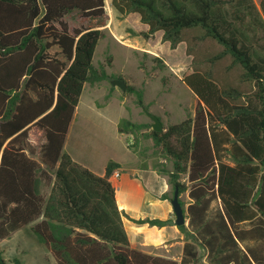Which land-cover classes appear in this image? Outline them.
<instances>
[{
  "label": "trees",
  "instance_id": "obj_1",
  "mask_svg": "<svg viewBox=\"0 0 264 264\" xmlns=\"http://www.w3.org/2000/svg\"><path fill=\"white\" fill-rule=\"evenodd\" d=\"M111 4L123 17L137 13L145 38L160 31L191 57L182 80L197 98L193 114L145 133L171 163L157 170L173 192L188 191L181 261L132 247L110 180L121 163L110 159L99 175L64 150L85 84L110 78L93 63L105 0H0V241L29 225L56 264H200L201 247L210 264H264V0ZM126 91L147 108L142 89L127 83ZM146 127L117 125L126 134ZM0 264H8L1 246Z\"/></svg>",
  "mask_w": 264,
  "mask_h": 264
},
{
  "label": "rangeland",
  "instance_id": "obj_2",
  "mask_svg": "<svg viewBox=\"0 0 264 264\" xmlns=\"http://www.w3.org/2000/svg\"><path fill=\"white\" fill-rule=\"evenodd\" d=\"M105 2L108 24L104 37L96 46L93 63L96 67L103 65L110 78L85 84L70 131L69 148L73 147L75 160L93 163L94 168L110 157L120 158L123 162L121 176L113 181L119 200L125 202L133 216L166 217L172 209L173 189L168 183V175L157 168L159 165L171 168V163L154 145L152 138L145 136L152 128L153 120L137 104L135 94L113 85L112 80L121 77L142 89L147 109L159 117L165 129L195 110L197 98L182 80L191 71V57L186 53L184 42L172 49L167 41H163L160 31L145 38L140 33L146 26L139 15L131 13L123 17L112 6L111 0ZM254 2L259 5L260 0ZM155 57H159L165 66ZM122 119L150 127L121 135L115 128V121ZM130 137L134 138L132 145L127 143ZM30 139L40 145L44 141L43 132L33 126ZM69 148L64 150L73 153ZM186 179L183 175L181 181L186 182ZM164 191L168 193L167 200L159 198ZM179 199L185 210L190 200L188 191L180 193ZM129 235L132 236L131 231ZM0 246L8 264H13L15 259L23 264H56L46 247L31 234L29 225L0 241ZM200 254L203 255L201 248Z\"/></svg>",
  "mask_w": 264,
  "mask_h": 264
},
{
  "label": "crops",
  "instance_id": "obj_3",
  "mask_svg": "<svg viewBox=\"0 0 264 264\" xmlns=\"http://www.w3.org/2000/svg\"><path fill=\"white\" fill-rule=\"evenodd\" d=\"M107 24H108V21H107ZM146 28H147V26H146ZM104 29H105V26H104ZM78 106H79V103H78ZM78 106L76 108L75 114L72 118V121H71L69 129H68L67 137H66L65 144H64V149H66L67 147L69 148V144H70L69 135H70V131L72 130V126L75 122V116L77 114ZM117 125H118V122L115 121L116 130H118ZM119 134L123 135V133H120V132H119ZM69 149H70L69 151H74L73 147H70ZM68 153L72 156V158H73L72 154L76 155L75 151L73 153H71V152H68ZM110 159H113V160L121 163V167L114 171V173L116 171H118L120 173V175H119V178H120L121 170L123 169V162H122V160H120V158H111L110 157L106 162L100 161V163L96 166V168H94L95 166L93 163L89 164V163H86L84 161H82L83 163L82 162H79V163H82V165L88 164V166L92 167L96 171L95 172L93 170L95 173H97L99 175H103L105 173L106 164L108 163V161ZM114 173L110 177V180L112 181V183H113L114 178H115ZM113 185H114V183H113ZM119 187H121V183H120ZM138 196L140 197L141 195H138ZM116 197H117L119 207L121 209H123L127 215V216L123 217V222H124V226L126 228V231L128 233L129 240H130L132 247L139 249L143 252L151 253L154 255L164 256V257L171 258V259H174V260L180 262L181 258L183 256V252H184V244H185V236L186 235H185V233H182L178 229L177 225H175V222H174V224H168V225H165L162 227H158L155 225L150 226L147 223H135L129 218L144 219V218H159V217L133 216L131 214L130 210H128V206L125 204V202L123 200L122 201L119 200V198L117 196V191H116ZM165 200H167V199H165ZM172 212H173L172 209H169L167 216L162 217V219L171 218L174 221L175 216H174V212L173 213ZM185 216H186V214H185ZM186 224H188V218L187 217H186ZM130 231L132 233V236L129 235ZM201 249H203V255L201 256V254H200V256H201L200 264H201V262H202V264H210L207 261L205 249L202 247H201Z\"/></svg>",
  "mask_w": 264,
  "mask_h": 264
},
{
  "label": "water",
  "instance_id": "obj_4",
  "mask_svg": "<svg viewBox=\"0 0 264 264\" xmlns=\"http://www.w3.org/2000/svg\"><path fill=\"white\" fill-rule=\"evenodd\" d=\"M113 85L119 86L123 91H126L127 89V82L122 79V78H115L112 80ZM143 110L146 112V114L153 120L151 126L154 131H163L164 127L162 122L160 121L159 117L150 112L147 108H143ZM171 205H172V210L175 214V225H181V224H186V216H185V210L184 206L181 204L180 199H179V191L178 188H175L173 192V196L170 199Z\"/></svg>",
  "mask_w": 264,
  "mask_h": 264
},
{
  "label": "built area",
  "instance_id": "obj_5",
  "mask_svg": "<svg viewBox=\"0 0 264 264\" xmlns=\"http://www.w3.org/2000/svg\"><path fill=\"white\" fill-rule=\"evenodd\" d=\"M129 145H132L134 143V138L130 137L128 138V142H127ZM120 173L118 171H116L114 173V177H119Z\"/></svg>",
  "mask_w": 264,
  "mask_h": 264
}]
</instances>
